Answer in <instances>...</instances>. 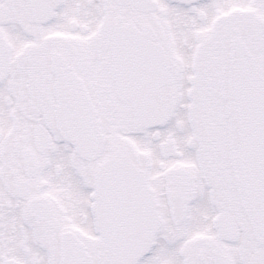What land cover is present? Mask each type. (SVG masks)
Returning <instances> with one entry per match:
<instances>
[{
    "label": "snow or ice",
    "instance_id": "1",
    "mask_svg": "<svg viewBox=\"0 0 264 264\" xmlns=\"http://www.w3.org/2000/svg\"><path fill=\"white\" fill-rule=\"evenodd\" d=\"M0 264H264V0H0Z\"/></svg>",
    "mask_w": 264,
    "mask_h": 264
}]
</instances>
